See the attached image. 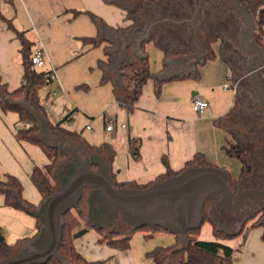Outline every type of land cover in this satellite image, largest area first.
<instances>
[{"label": "crops", "instance_id": "1", "mask_svg": "<svg viewBox=\"0 0 264 264\" xmlns=\"http://www.w3.org/2000/svg\"><path fill=\"white\" fill-rule=\"evenodd\" d=\"M76 10L82 12L77 13ZM0 12L11 19L18 29L26 32L33 42L34 51L43 49L46 63L39 69L56 72V78L39 90L48 120L57 123L72 112L62 126L81 133L90 145L111 144L116 150L110 162L116 182H152L167 171L168 165L175 171L182 169L196 153H203L209 163L224 167L232 178H239L241 162L227 153L233 138L216 121L234 109H239L247 118L252 108L246 104V96L239 97L233 76L235 60L227 56L221 37L212 42L211 51L206 50L204 57L195 58L197 51H194L166 61L168 67L164 74L167 76L190 72L193 76L166 81L159 93V77L149 79L138 100L129 109L116 99L114 82H102L103 71L98 65L99 60H107L104 47L110 41L117 42L119 48L123 46L122 35L115 30L132 24L127 6L105 0H0ZM89 13L96 15L99 22L93 20ZM100 33L107 38L101 45L84 43V37H95ZM110 36H114L115 40L109 39ZM163 40L147 44L151 71L155 74L161 72L165 65ZM20 47L21 41L16 32L6 21L0 20V74L10 89L18 87L23 80ZM242 50L252 57L251 53ZM114 52L113 71L116 72L124 52L120 49ZM260 74L264 86V67ZM225 84L230 87H225ZM195 96L208 101V107L195 110ZM109 123L113 125L110 130L107 129ZM22 125L17 112L0 109V171L17 176L23 184L24 197L37 206L43 196L31 175L35 166H46L52 160L39 144L17 138V129ZM211 207L213 210L223 208L215 201H212ZM0 209L4 211L0 214H4L7 220L3 222L8 224L13 235L8 240L2 232L8 242L29 237L21 231L24 226L32 224V235L37 231L36 217L32 221L29 217L24 219L26 211L6 206L2 194ZM214 212L213 221L207 220L201 225L199 238L230 245L234 249L233 264H264V257L254 259L253 256L237 255V247L228 243L233 239L216 238L214 224L225 231L230 228L224 227ZM245 219L240 223L241 227ZM3 222L0 221L2 231ZM90 223L80 220L76 231L84 229L85 232L75 237V246L87 259L106 260V264H155L146 255L147 252L158 245L173 244L176 240V234L169 231L155 232L156 237L149 240L145 232L136 231L130 240V247L119 249L99 241L100 234ZM246 227L247 223L239 236ZM248 232L244 234V241L248 240ZM30 241L22 245L26 246Z\"/></svg>", "mask_w": 264, "mask_h": 264}, {"label": "trees", "instance_id": "2", "mask_svg": "<svg viewBox=\"0 0 264 264\" xmlns=\"http://www.w3.org/2000/svg\"><path fill=\"white\" fill-rule=\"evenodd\" d=\"M105 1L127 6L128 17L133 20L131 25L118 27L115 30L117 34L122 35V48H119L117 42L110 41V44L104 47L105 54L108 56L107 60H99L98 62L99 67L103 71L102 82L110 80L114 82V92L116 99L120 103L125 104L131 109L141 95L144 85L151 78L155 79L159 77L157 80V93H159L164 82L193 76L192 72L172 74L169 76L164 73L168 67L166 61L174 60L185 54V49L180 47L181 45H173L171 43L174 39H179L177 42L181 43H188L189 40L191 41L194 39V43L192 44H198L199 36L196 37L195 34L192 36L190 33L193 32L194 26H192V23L185 21V19H187L185 16L191 14L197 0ZM244 5H247V9L255 15L257 21V28L251 40L260 43L264 49V0H258L257 2H254V0H245ZM225 7L226 9L232 8L222 5V8ZM233 10L237 13L235 9ZM76 12L81 13L82 11L76 10ZM89 14L93 20L99 22V18L96 15L93 13ZM229 17L230 19L232 18L234 24H237L234 17L231 15H229ZM0 20L6 21L8 26L16 32L17 37L20 39L21 62L24 67L23 80L21 84L14 89L9 88L0 74V109L3 112H17L19 114V120L24 124L17 129V138L39 144L52 160L51 163L46 166H35L31 175L34 184L42 193L43 201L59 188L57 171L71 158L68 153L55 147L51 141L42 138L41 123L38 118L30 112L27 106L29 105L46 115V111L39 96V90L51 80V71L47 72L45 70H40L34 65L32 61V55L35 52L33 50V42L26 36V32L18 29L13 21L5 17L1 12ZM151 25L153 26L150 28ZM162 39H164L163 41L167 44L162 45L165 52V65L161 72L155 74L151 71L147 44L150 41L159 42L162 41ZM105 40H107V38L102 36L101 33L95 37L83 38L85 44H91L93 46H99L105 42ZM211 42H214V40H211ZM211 42L203 46L205 50H211ZM182 46L187 49L189 48L188 44ZM118 49H120V52H124V55L120 57L117 71L114 72V51ZM245 64L247 65L244 58L241 66L243 67ZM233 72V76L235 78L238 77L239 74L238 71L236 72L234 64ZM251 81L250 78V84L253 85ZM247 99L248 105L252 108V112L247 118L242 115L239 109H234L216 121L217 124L224 127L233 138L232 143L227 147V153L240 160L241 172L238 179L231 177L230 182L232 186H241L240 190L243 182H246V185H250L249 182H251V180L259 177H262L261 179L264 181V106L261 105L256 95H248ZM71 114L72 112L68 113L57 123L49 121L51 134L59 138V140H64L66 143L71 142L81 145L80 153L83 156L91 152L105 153L107 160L112 162L116 150L111 144L103 143L99 146L90 145L86 142L81 133L62 126L63 123L69 120ZM27 123L29 124L28 126L26 125ZM254 145H257V147H254ZM134 153L138 154V152ZM164 161L167 163L166 159H164ZM195 165L214 166L206 160L203 153H196L191 160L186 162L182 169L175 171L168 165L167 171L159 175L152 182L141 184L137 181H117L116 183L118 186L145 187L155 181H160L176 175L187 167ZM243 186H245V184ZM89 192L90 188L84 187L78 206L68 210L63 215V239L59 247V252L65 258L66 262L63 263L59 259L51 257L47 261L36 264H106V260L87 259L77 249L74 243L75 237L85 232L84 229L76 231V228L80 224V220L91 222L88 219ZM0 194L4 196L6 206L17 210L30 213V209L39 206L34 205L24 197L22 182L17 176L10 173H5L3 176L0 173ZM211 205L212 201L207 199L204 205V219L202 224L207 220L213 221ZM262 210L264 211V208H260L256 213ZM253 216L254 215L247 216L245 221L251 220ZM36 223L37 231L33 236L18 238L14 242H8L6 240L0 227V260L15 255L25 241H30L38 235L40 223L37 218ZM251 226H264V220L258 219L253 222ZM94 227L100 234L99 241L106 242L119 249H128L130 247V240L133 233L136 231L145 232V237H150L158 231L168 232V230L164 229L162 226L152 228L145 225L139 228H133L121 219L117 227ZM243 229L244 225L240 230L229 232L220 229L217 224H214V234L217 239H232L239 236L243 232ZM200 230L201 226L197 229H190L184 237L176 234V241L173 244L156 246L148 251L146 255L152 258L155 264H233L234 249L230 245L218 240L200 239L198 236Z\"/></svg>", "mask_w": 264, "mask_h": 264}, {"label": "water", "instance_id": "3", "mask_svg": "<svg viewBox=\"0 0 264 264\" xmlns=\"http://www.w3.org/2000/svg\"><path fill=\"white\" fill-rule=\"evenodd\" d=\"M227 2L246 23L239 43L252 54L248 73L255 94L264 106V86L260 74L264 67V49L260 43L251 40L257 28L256 17L239 0ZM202 4L203 0H199L192 22ZM109 39L115 40L114 36ZM27 106L41 123L42 138L51 141L71 158L57 171L59 188L37 208L30 209L40 223L38 235L15 255L1 259L0 264H36L51 257L65 263L59 252L63 239V215L78 206L84 187L90 188L88 219L94 226L117 227L121 219L133 228L162 226L183 237L190 229L202 225L207 199L220 203L227 213L239 209L247 197L264 199V188L258 187H247L236 196L229 171L212 165L189 166L176 175L145 187L118 186L104 154L94 152L82 156L80 145L66 143L52 135L47 116Z\"/></svg>", "mask_w": 264, "mask_h": 264}, {"label": "rangeland", "instance_id": "4", "mask_svg": "<svg viewBox=\"0 0 264 264\" xmlns=\"http://www.w3.org/2000/svg\"><path fill=\"white\" fill-rule=\"evenodd\" d=\"M165 1H168V0H165ZM220 1H221L222 5H226L225 0H220ZM257 1L258 0H254V2H257ZM206 3L207 4L204 3L203 8H201L200 11H198L193 22L191 20L193 19L196 7H198L199 0H197V2L195 3V7L193 6L191 14L188 16H185L187 18V19H185V21L192 23V26H194L193 32H190L192 34V36L194 34L196 35V37L199 36L198 44H195V45L192 44V43H194V39L191 41L189 40L188 43L177 42L179 39H174V41L171 43L173 45H181L180 47H183L185 49L186 55L188 53H192L194 51H197V53L195 54L194 57L200 58V57H204L205 56L204 54H206V52H207L205 50V47H203V46L210 43L211 40L212 41L216 40L218 36L221 37L220 41L223 45V49L228 54L227 56L231 60H235V62L233 64H234L236 72L238 71V74H239L238 77H236V79H235V83H236L238 91H239V97L242 98V97L246 96V98H247L248 95L249 96H252V94L256 95L255 91H254V86L252 84H250V78L251 77L248 73V63H249V60L251 57H250V54H247L242 50V48L240 47V44H239L240 35L246 26L245 21L232 8L231 9L230 8L226 9V7L222 8V5L220 4L217 6L218 9L214 10V9H210L211 6L208 5L209 2H207V0H206ZM229 15L234 17V19L238 23L237 28L235 30H233V26H235L234 21H232V18L230 19ZM238 27H239V29H238ZM164 44L167 45L165 43V41H164ZM184 44H188L189 48L187 49L186 47L182 46ZM211 45H212V42H211ZM232 49H233V51H232ZM246 57H248V58H246ZM244 58H245V62L247 63V65L245 64V66L242 67L241 64L243 63ZM247 102H248V99H247ZM247 102H246V104H247ZM250 126H251V124H250ZM254 147H257V145H254ZM3 173L4 172H1L2 176H3ZM249 186L252 187V185H249ZM250 200L251 199H249V201ZM261 202H263V201H261ZM261 204H263V203H261ZM259 206H260V204L252 206V208L250 210H247L242 215V220L244 219V217H246V215L250 214L249 212L253 213L252 215H254V216L251 220L244 222L243 225H245L247 223V227H246L244 233L239 237L232 238L233 241L228 242V243L232 244L234 247H237V249H236L237 255L243 256V254H244L247 256H253L254 259H261L264 257V251L262 250V247H264V237H263L264 227L263 226H257V227L251 226V224L258 219L264 220V212L260 211V212L256 213L259 210V208H258ZM8 210H10V209H8ZM0 212H4V211L0 209ZM211 212H213V209L211 210ZM23 215H24V219L29 217V219L31 221L35 218L34 215H32L31 213L28 214V212L27 213L25 212ZM212 215H213V213H212ZM248 216H251V215H248ZM0 221L1 222L7 221L6 216L4 214H0ZM3 226H4V231H2V232H4V234L8 240H11L13 238L12 232L10 230L11 228L8 227V224H5L4 222H3ZM239 227H241V225L237 224L235 226V228H230V229H227L226 231L234 232V231L238 230ZM21 231L25 234V236H33L32 235L33 234L32 224L29 227L24 226V228ZM247 231H249L248 232V234H249L248 240L244 241L243 237L245 236L244 234ZM155 237H156V233H154V234H152V236L146 237V238L149 240V239H152ZM162 242L165 244H168V243H166V241H162ZM162 246H164V245H162Z\"/></svg>", "mask_w": 264, "mask_h": 264}, {"label": "flooded vegetation", "instance_id": "5", "mask_svg": "<svg viewBox=\"0 0 264 264\" xmlns=\"http://www.w3.org/2000/svg\"><path fill=\"white\" fill-rule=\"evenodd\" d=\"M226 1V5L225 6H229L231 7L227 0ZM241 1L242 3L245 4V0H239ZM208 5H210V9H218V5L222 4L220 0H207ZM204 3H206V0H203V4L201 6V8H203L204 6ZM199 5V4H198ZM174 6V5H173ZM197 8V7H196ZM200 8V9H201ZM222 9V8H221ZM200 11V10H199ZM245 184V186H243ZM250 185H252V187H258V188H264V181L261 179V178H256L254 180H251V182H249ZM241 187V186H240ZM240 187L239 186H233V189H234V192H235V195L237 196L243 189L247 188V187H250L249 185H246V182L242 184V188L240 190ZM249 199H251L249 201ZM263 201V202H261ZM263 203V204H261ZM260 206L258 207L259 209L260 208H264V199H257L255 197H247L243 203V205L233 211V212H230V213H225V210L222 208V209H214L215 212V217L218 218L220 220V222L222 223V225H224V227H228V228H235L236 224H240V222H242V215L247 211V210H250L252 208V206H255V205H259ZM251 205V206H250ZM213 210V211H214ZM261 212H264L263 210ZM250 214L248 215H252L253 213L249 212ZM246 215V217L248 216ZM245 218V217H244ZM25 246V245H24ZM22 246V247H24Z\"/></svg>", "mask_w": 264, "mask_h": 264}, {"label": "built area", "instance_id": "6", "mask_svg": "<svg viewBox=\"0 0 264 264\" xmlns=\"http://www.w3.org/2000/svg\"><path fill=\"white\" fill-rule=\"evenodd\" d=\"M32 61H33L34 65L36 67H38V68H42L45 65L46 57H45V53H44L43 49L36 50L33 53ZM55 78H56V72H55V70H53V71L50 72V79H55ZM225 87H230V85L229 84H225ZM208 105H209V102L204 100V99H202L199 96H195L193 98V108L195 110H197V111L208 107ZM26 125L28 126L29 124L27 123ZM123 126H125V125H123ZM87 127L91 128L90 125H88ZM112 128H113L112 123H109L107 125V129L110 130Z\"/></svg>", "mask_w": 264, "mask_h": 264}]
</instances>
